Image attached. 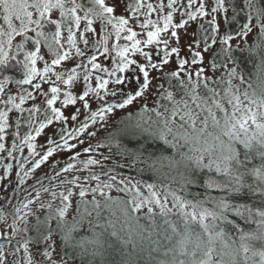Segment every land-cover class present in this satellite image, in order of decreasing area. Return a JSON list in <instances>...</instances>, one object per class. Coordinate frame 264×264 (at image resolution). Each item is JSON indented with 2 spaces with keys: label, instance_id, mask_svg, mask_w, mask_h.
Returning a JSON list of instances; mask_svg holds the SVG:
<instances>
[{
  "label": "snow or ice",
  "instance_id": "snow-or-ice-1",
  "mask_svg": "<svg viewBox=\"0 0 264 264\" xmlns=\"http://www.w3.org/2000/svg\"><path fill=\"white\" fill-rule=\"evenodd\" d=\"M0 168V264H264V0H0Z\"/></svg>",
  "mask_w": 264,
  "mask_h": 264
},
{
  "label": "rangeland",
  "instance_id": "rangeland-1",
  "mask_svg": "<svg viewBox=\"0 0 264 264\" xmlns=\"http://www.w3.org/2000/svg\"><path fill=\"white\" fill-rule=\"evenodd\" d=\"M98 63L102 64V66H104V67L111 68L113 66V63H114V58H113V56L105 55V56L99 57ZM98 74L103 75V73H98ZM98 135H102V133H98ZM65 159H66V156H57V157L50 158L49 163H51L53 160H59V161H61V163H63ZM8 162H12L14 164L16 163L15 161H8ZM43 168L46 170L47 169V165H44ZM3 172H4L3 168H0V175H2ZM37 174H42V173H41L40 170H37ZM10 179L14 180L15 179V176L13 175L12 177H10ZM136 179H138V178H136ZM29 183H31V181H29ZM6 186H7V181H5L3 183H0V200H2L3 197H4V195H5V192H4L3 189ZM7 191H8V193H10L11 192V188L8 187L7 188ZM112 195L113 196H121V197H124V194L117 193L115 191H113Z\"/></svg>",
  "mask_w": 264,
  "mask_h": 264
},
{
  "label": "trees",
  "instance_id": "trees-1",
  "mask_svg": "<svg viewBox=\"0 0 264 264\" xmlns=\"http://www.w3.org/2000/svg\"><path fill=\"white\" fill-rule=\"evenodd\" d=\"M245 70H246L247 73H249L251 75V79L253 81L254 87L259 88L260 87V80H259L258 74H257L256 70L254 69V67H253L251 62L247 63ZM132 175H135V174L133 173ZM135 178L143 179V180H149V176L147 174L144 175L143 177L135 176ZM122 198H126V197H122ZM117 216H119V212L118 211H117ZM141 222L145 223V221H143V220ZM117 259H118V257H117Z\"/></svg>",
  "mask_w": 264,
  "mask_h": 264
}]
</instances>
